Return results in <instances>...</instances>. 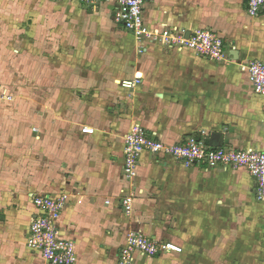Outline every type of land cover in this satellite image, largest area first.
<instances>
[{"label": "crops", "instance_id": "crops-1", "mask_svg": "<svg viewBox=\"0 0 264 264\" xmlns=\"http://www.w3.org/2000/svg\"><path fill=\"white\" fill-rule=\"evenodd\" d=\"M74 5L86 6L77 0H31L27 17L28 28L33 33L31 38L48 39L52 33L51 24L74 14ZM108 5L102 4L98 6H101L99 9L95 7L93 10L85 7L79 15L83 16L87 12L88 16L97 19L99 17L96 12L99 11L108 20L112 14V6ZM53 13L57 14L54 16ZM75 14L78 12L75 11ZM143 17L148 26L157 30L190 32L212 29L223 39L231 57L226 62L216 63L186 48L168 50L147 42L136 43L131 33L109 19L112 25V33L109 32L112 45L119 44L120 48L128 51L124 62L129 64L132 58L129 53H133L135 48L139 54L127 72L119 76L117 87L121 93L116 85L107 88L102 85L100 90L105 89L94 92L93 98L76 100L68 93L54 95L52 87L46 85L42 92L43 102L56 104L57 107L61 105L60 116L54 115L59 124H55L53 119L48 121L47 116L41 119L35 115H0V132L11 137L6 140L9 149L11 146L17 147L16 137L20 134L16 130L25 135L27 132V138L35 140L36 131L33 130L38 126L48 135L44 143L45 159L51 162L52 167L59 166L60 161L63 167L61 173L70 174L67 179L60 180L69 190L64 193L70 194V200L61 215L59 229L63 237L75 243V264H116L118 251L112 247L119 242L124 243L128 230L142 232L159 241L173 242L182 248L181 254H162L156 257L135 255L133 264H171L178 257L184 256V247L175 238L161 237L166 228L158 222L143 226L140 223L128 226L126 223L121 228V225L116 226L112 222L116 213L129 219L140 217V220L148 214L171 216L173 224L180 226L183 218L177 220L178 216L190 219L222 215L225 214L224 210L227 213L235 208H232L233 205L229 207V202L242 207L255 197L254 182L243 169L202 166L186 168L172 159H158L143 154L136 177L126 180L122 176L121 165L124 137L134 123L140 124L167 144L199 134L206 135L207 142L211 144L213 135L217 133L220 145L235 149L264 150V99L254 94L247 73L242 71V66L248 61L264 62V13L255 18L249 17L246 0H148L143 8ZM78 22L83 29L84 22L80 19ZM139 49L143 53H139ZM28 56L23 59L29 58L30 62L15 63L11 73L5 74L7 70L0 66L4 78L0 77V82L6 84L12 79L18 80L21 82L18 87H11L10 90L18 100L26 98L28 94L29 102L34 103L42 94L37 93V90L43 86L41 82L36 84L38 75L35 72L42 71L43 65L32 61L31 54ZM27 67L31 71L30 76L24 78ZM121 70L125 69L121 67ZM135 78H140L141 83L134 88L119 86L122 81H133ZM24 79L28 80V89L25 88L27 84ZM104 95L112 106V110L106 113L112 115V118L102 119V125L99 119L89 118L96 115V112L105 115L102 111L105 108H99L98 101L99 98H105ZM6 104L0 103V112ZM67 105L73 108L75 115H83L81 120H86V124L75 127L72 122L75 115H61ZM75 105H78L77 108ZM51 164L48 163L49 166ZM27 168L29 170L31 167ZM25 175L28 178L24 177L21 186V177L15 179L18 188L12 195L13 199H22L26 195L31 197L32 194H57L50 193L52 187L48 182L40 189L36 187V177L31 176L35 174L30 170ZM8 190V193H12ZM3 191L0 189V192ZM123 195L133 196V212L129 216L122 212L119 205ZM4 198H0V206ZM73 198L81 203H74ZM24 204L15 213L20 215L16 219L17 229L13 230L21 234L22 242L0 238V264H47L38 253L26 247V228L35 209L31 202ZM76 209L79 223L72 226V215ZM186 222L190 224L189 220ZM74 230L79 231L78 234Z\"/></svg>", "mask_w": 264, "mask_h": 264}, {"label": "rangeland", "instance_id": "rangeland-1", "mask_svg": "<svg viewBox=\"0 0 264 264\" xmlns=\"http://www.w3.org/2000/svg\"><path fill=\"white\" fill-rule=\"evenodd\" d=\"M72 2L71 4H73ZM30 4L31 0H0V66L7 70L5 74L11 73L10 70L13 69L15 63L29 61V58L23 59V57H29L28 55L31 54L32 61L43 65L42 71L35 72L38 75L36 84L41 82L43 85L37 90V93H44L45 86L49 85V87H52L51 90L54 95L62 92L68 93L67 95L76 100L93 98L94 92L103 91L107 86L116 85L117 87V83L120 80L119 76L126 73L128 67L135 63L136 57L139 55L135 50L136 48L133 53H129L130 55L132 54V58L129 59V64H126L124 61L127 60L128 51L120 48L119 44L116 46L112 45L109 32L112 33L110 21L112 20L113 12L111 17L108 16L109 21V19H104L97 11L101 6H96L98 7L96 14L99 17L96 19L94 16L92 18L88 16L87 12L83 16L79 15L85 7V9L88 7L90 10L95 7L74 5V14H69V17L57 20L51 24L50 31L52 33L48 35V39L35 40L31 38L32 36L30 35L33 33L28 28L27 17L30 11ZM75 11L78 14H75ZM56 14L53 13L54 16ZM79 19L84 22L83 29L79 25ZM19 20H23V22H19ZM133 41L139 42L135 38H133ZM139 53H143V50L139 49ZM45 67L46 69L44 70ZM121 67L125 70L122 71ZM29 72L31 71L27 67L23 77L29 78ZM0 75L2 79V70H0ZM23 81L27 84L28 80L24 79ZM19 83L21 82L16 79H12L6 84L0 82V93H3L2 95L4 96L6 95L5 97H10L8 102L0 101V103H7L0 115H35L41 119L47 116L48 121L53 119L55 124H59V120L57 123L54 115H59L61 105L57 107L56 104H45L43 102V93L34 103L29 102L28 94L26 98L18 100L13 94L14 92L11 91V87L14 89L18 87ZM102 85L106 86L100 90L99 87H102ZM25 88H29V83ZM117 88L121 93V89ZM30 90L32 89L30 88ZM119 92L118 94L120 95ZM106 100V97L98 100L99 108H105L102 110L105 115H98V112H96V115L89 119H99L102 125L104 124L102 119L106 118L107 120L110 117L111 120L112 115H107V113L112 110V106ZM77 106L75 105L76 108ZM73 111V108L67 105L61 115H70V113L75 115ZM51 115L53 118H50ZM74 117L75 119L73 118L72 122L75 127L79 128L86 124V120H81L83 115L80 113ZM62 123L69 124L67 121ZM35 127L36 129L34 128L33 130L34 132L36 131L35 140L34 138L28 139L27 132L25 135V133L16 130L18 135L20 134L16 137L18 141L17 147L13 148L11 146L10 149L6 142L7 139L11 138L10 135L0 132V189H4L3 192H0V198L5 197L0 206V230L2 231L0 238L5 240L13 239L20 241V243L22 242L21 234L13 231L17 229L18 222L16 219L20 215L15 213L19 206H25L24 203L31 201L27 195L22 199L12 198L14 191L18 188V182L15 179H20L21 177L19 181V186H21L24 177L28 178V175L25 174H28L30 170L31 173L35 174L31 176L36 177V187L40 189L48 182L49 186L52 187V192L50 193H64L68 189L61 184L60 180L67 179L70 176L67 172L61 173L63 167H61L60 161L57 160L60 163L59 166L52 167L51 162L45 159L44 146L46 144L44 143L48 135L45 134L44 129H40L38 126ZM36 145L37 150L35 151ZM46 160L47 162H45ZM35 162L37 163L36 166ZM48 163L51 165L49 166ZM28 166L31 167L29 170ZM8 189L12 193H8ZM68 196L70 197V194ZM73 200L74 203H81L77 198H73ZM231 205H233L232 208H235L227 213L224 210L223 213L225 214L222 215L214 214L212 217L203 218L199 216L190 217V219L189 217L178 216L177 220L183 218V223L180 226L173 224V217L171 216L155 214L143 215L145 219L140 220V217L129 219L122 214L116 213L112 222L116 226L121 225V228L126 223L130 226V224L150 225L158 222L160 226L166 228L161 234L162 238L173 237L177 243L184 247V256L178 257L171 264H264V205L260 204L255 197L245 202L242 207L234 205V202L233 204L229 202V207ZM72 217L74 220L71 223L72 226L74 224L77 226V223H79L77 209ZM187 220L190 221V224H187ZM133 221L135 222L132 223ZM78 232L74 230V233L78 234ZM147 233L149 234V232ZM122 235L119 236L122 238ZM87 239H93V237H87ZM121 244L122 242H119L112 249L114 251L117 250L119 253L120 248L118 249V247ZM77 251L79 252L80 248ZM164 261L172 262V260Z\"/></svg>", "mask_w": 264, "mask_h": 264}, {"label": "built area", "instance_id": "built-area-1", "mask_svg": "<svg viewBox=\"0 0 264 264\" xmlns=\"http://www.w3.org/2000/svg\"><path fill=\"white\" fill-rule=\"evenodd\" d=\"M77 1L90 7L110 4L114 23L131 33L140 43L147 42L168 50L186 48L216 63L226 62L231 57L223 39L212 29L205 28L187 32L185 30H157L148 26L143 17V8L148 0ZM246 12L251 18L258 17L264 13V0H246ZM242 71L247 73L254 94L264 99V62L248 61L242 66ZM140 83V78H135L133 81H122L121 86L125 89H132ZM2 94L0 93V101H10V97ZM143 154L158 159H172L186 168L202 166L243 169L254 182L256 200L264 205V150L213 146L207 142L204 134L167 144L140 124L134 123L124 137L121 165L124 179L132 180L136 177L139 160ZM69 200L68 194L63 192L32 194L30 197L35 213L26 228V247L38 253L47 264L76 263L74 241L63 237L59 229L61 215ZM105 203L109 204V201ZM119 205L125 215H131L133 196L123 195L119 199ZM181 253L182 248L173 242L159 241L139 231L129 230L117 254L116 264H133L135 255L156 257L162 254Z\"/></svg>", "mask_w": 264, "mask_h": 264}, {"label": "water", "instance_id": "water-1", "mask_svg": "<svg viewBox=\"0 0 264 264\" xmlns=\"http://www.w3.org/2000/svg\"><path fill=\"white\" fill-rule=\"evenodd\" d=\"M236 57H237V55L235 54V58ZM211 145H213V146H219L220 145V143H219V134L215 133L213 135V139L211 141Z\"/></svg>", "mask_w": 264, "mask_h": 264}]
</instances>
